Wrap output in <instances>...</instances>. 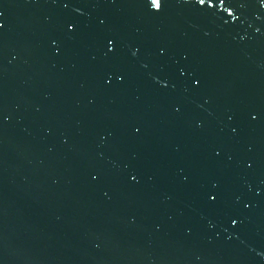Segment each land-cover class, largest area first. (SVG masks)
<instances>
[{
    "label": "water",
    "instance_id": "95a60500",
    "mask_svg": "<svg viewBox=\"0 0 264 264\" xmlns=\"http://www.w3.org/2000/svg\"><path fill=\"white\" fill-rule=\"evenodd\" d=\"M0 264H264V0H0Z\"/></svg>",
    "mask_w": 264,
    "mask_h": 264
}]
</instances>
